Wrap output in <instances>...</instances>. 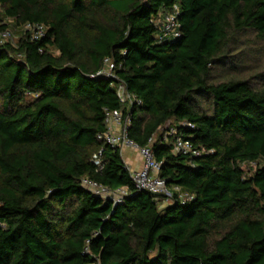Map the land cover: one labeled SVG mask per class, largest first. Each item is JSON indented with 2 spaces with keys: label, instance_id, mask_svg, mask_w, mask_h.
Here are the masks:
<instances>
[{
  "label": "trees",
  "instance_id": "trees-1",
  "mask_svg": "<svg viewBox=\"0 0 264 264\" xmlns=\"http://www.w3.org/2000/svg\"><path fill=\"white\" fill-rule=\"evenodd\" d=\"M173 6L180 36L159 42L152 21ZM0 11L9 28H46L0 46V264H264V88L213 82L242 36L264 42V0H0ZM120 84L139 104H120ZM106 111L128 118L138 146L155 137L159 178L190 200L159 208L136 190L119 150L96 139ZM167 124L205 153H174ZM83 178L128 194L113 205Z\"/></svg>",
  "mask_w": 264,
  "mask_h": 264
},
{
  "label": "built area",
  "instance_id": "built-area-1",
  "mask_svg": "<svg viewBox=\"0 0 264 264\" xmlns=\"http://www.w3.org/2000/svg\"><path fill=\"white\" fill-rule=\"evenodd\" d=\"M178 15V7L173 6L171 10L164 12L158 20L152 21L157 29V40L159 42L176 39L180 36V25L177 20ZM10 23V20H4L0 23V26H6L4 29L0 30V46L6 43L14 45L13 31L7 26ZM17 29L19 34L23 36L26 35L32 41L41 39L46 32V28L41 24L25 23ZM112 68L113 65L111 62L106 60L105 69L102 74L107 77H112ZM116 95L122 105L130 107L133 103L139 104V101L134 96L126 92L122 84L118 85ZM104 123L106 131L97 135V141L108 145L110 148H117L120 155L123 150L126 149L135 151L141 159L140 168L138 170L129 171L130 178L137 191H146L153 195L161 196L164 202H168L167 205L174 202L173 194L177 195V200L180 202L191 199L190 196L181 192L177 187H173L172 189L167 188L165 182L159 178L160 164L154 160L151 151V145L154 143L155 137L150 138L148 144L144 147H140L128 139L126 128L129 124V120L127 117L123 118L120 111H106ZM182 125L189 126L186 124ZM162 131V140L164 142L167 141L168 137H172V151L174 153H181L192 157H197L205 153L203 150L195 148L188 139L182 138L181 135L177 134V131L169 125L164 130L162 129ZM91 162L95 172L100 173L102 170L101 151H97L91 156ZM81 186L91 194L105 201H111L113 205L120 203L128 194L124 187L110 190L89 178L81 179Z\"/></svg>",
  "mask_w": 264,
  "mask_h": 264
},
{
  "label": "rangeland",
  "instance_id": "rangeland-1",
  "mask_svg": "<svg viewBox=\"0 0 264 264\" xmlns=\"http://www.w3.org/2000/svg\"><path fill=\"white\" fill-rule=\"evenodd\" d=\"M13 31V42L19 36L18 29L11 28ZM231 59L225 66L216 67L213 70V82L222 83L230 79L247 80L255 89L264 88V42H258L252 34L242 36L236 48L230 54ZM33 96H28L27 101L32 100ZM207 103L201 100L200 105L206 107ZM170 124H167L163 130ZM254 165H243V169L248 171ZM168 202H160L159 208L166 206Z\"/></svg>",
  "mask_w": 264,
  "mask_h": 264
},
{
  "label": "crops",
  "instance_id": "crops-1",
  "mask_svg": "<svg viewBox=\"0 0 264 264\" xmlns=\"http://www.w3.org/2000/svg\"><path fill=\"white\" fill-rule=\"evenodd\" d=\"M121 158L128 171L138 170L141 166V159L135 151L123 150Z\"/></svg>",
  "mask_w": 264,
  "mask_h": 264
}]
</instances>
